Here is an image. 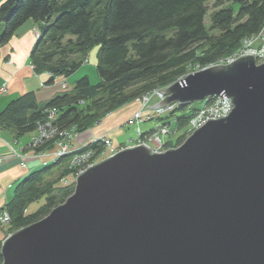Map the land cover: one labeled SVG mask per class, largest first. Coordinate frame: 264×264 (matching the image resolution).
<instances>
[{
	"label": "water",
	"instance_id": "1",
	"mask_svg": "<svg viewBox=\"0 0 264 264\" xmlns=\"http://www.w3.org/2000/svg\"><path fill=\"white\" fill-rule=\"evenodd\" d=\"M149 108L225 96L177 146H126L87 167L46 216L1 242L2 264H264V62L188 73Z\"/></svg>",
	"mask_w": 264,
	"mask_h": 264
},
{
	"label": "trees",
	"instance_id": "2",
	"mask_svg": "<svg viewBox=\"0 0 264 264\" xmlns=\"http://www.w3.org/2000/svg\"><path fill=\"white\" fill-rule=\"evenodd\" d=\"M209 2L212 8L225 2L236 3L238 8L212 10L207 25L204 17ZM28 20L39 33L29 62L35 73L49 75L45 84H52L58 76L69 77L94 46L100 80L91 85L83 76L69 90L43 104L37 103L33 92L25 93L0 111V126L13 129L17 135L35 131L44 111L54 108L56 126L76 134L147 92L163 89L195 71L197 65L215 64L239 50L245 38L261 31L264 0H1L0 46ZM201 105H174L166 114L148 119H155L154 128L143 132L139 126L140 131L149 135L163 126L172 135L184 129L174 143L162 136L163 148L175 147L187 136L189 121ZM54 141H45L37 149H50ZM105 149L103 140L92 141L19 180L12 198L2 207L9 215L5 234L40 220L72 194L75 180L66 181L65 175L75 173L70 166L73 154L92 151L93 160H99ZM55 167L61 168L58 178L49 180ZM42 196L44 203L28 212V205Z\"/></svg>",
	"mask_w": 264,
	"mask_h": 264
},
{
	"label": "crops",
	"instance_id": "3",
	"mask_svg": "<svg viewBox=\"0 0 264 264\" xmlns=\"http://www.w3.org/2000/svg\"><path fill=\"white\" fill-rule=\"evenodd\" d=\"M34 30L35 24L28 20L16 30L7 43L0 46V89L3 88L0 90V111L11 100L29 92L34 93L38 104H43L63 92V82L67 84L66 80L57 83V77L52 84H45L49 75L33 71L29 52L35 44ZM138 101L139 99H136L121 106L91 128L77 133L76 139L70 142L71 146H84L103 136L111 140L113 148L120 146L117 137L124 133L122 124L132 114ZM34 133L33 130L17 135L13 129L0 126V209L12 198L14 186L19 180L48 162L46 157H38L35 150L27 146ZM12 150L17 155L11 154ZM22 161L25 167L21 166ZM6 231L7 225L0 224V240L5 237Z\"/></svg>",
	"mask_w": 264,
	"mask_h": 264
},
{
	"label": "built area",
	"instance_id": "4",
	"mask_svg": "<svg viewBox=\"0 0 264 264\" xmlns=\"http://www.w3.org/2000/svg\"><path fill=\"white\" fill-rule=\"evenodd\" d=\"M39 33H35V37L37 38ZM243 54H253L256 58L258 63L264 62V25L261 28V31L256 35H251L248 38L243 40L242 46L239 50L233 52L232 54L220 59L215 64H226L230 63L237 57ZM214 65L209 64L203 67H199L197 65L196 70L201 68ZM185 76V75H184ZM183 76V77H184ZM182 78V77H181ZM0 90H3L1 88ZM161 88H155L150 92H147L143 96L139 98L140 101V108L136 110V112L128 117L125 121L124 125H134L136 128V144L145 143L152 151H162L163 143H162V136L168 134L167 129L168 127H159L154 132L150 133L149 135H142V132L139 130V123L141 119L146 118H153L155 115L166 114L167 112L171 111L175 104L167 105L164 108H149L146 106H152L154 103L163 99L164 95L160 92ZM229 99L225 98V96L219 97H207L203 101H200L202 105L194 112L193 117L190 119L189 124L187 126V135L194 129L200 127L204 124L209 118H220L222 115H227L232 105L229 104ZM48 115L46 118L41 120L36 125V135L34 136L33 142H39L43 144L45 141L50 139H55L54 145L50 149L39 150L37 152V156L39 157H46L49 161L58 160L60 157L68 155L70 153H74L79 147H72L70 146V142L76 136V134L72 131H62L57 126L53 127L51 124V120L56 117V110L54 108L48 109ZM145 115V116H141ZM151 115V116H150ZM145 120V119H143ZM103 140L104 144H106L111 153H113L116 149L111 146V143L107 140L105 136L101 139ZM95 141V140H94ZM131 142V141H130ZM93 153L92 151H85L81 154H73L72 159L70 161V166L74 167L75 169V177H77L81 172H83L87 167L93 165L96 160H93ZM92 157L91 161H88ZM84 164V165H83ZM21 166L25 167V164L21 162ZM9 222V215L8 213L3 210L0 212V224H7Z\"/></svg>",
	"mask_w": 264,
	"mask_h": 264
},
{
	"label": "rangeland",
	"instance_id": "5",
	"mask_svg": "<svg viewBox=\"0 0 264 264\" xmlns=\"http://www.w3.org/2000/svg\"><path fill=\"white\" fill-rule=\"evenodd\" d=\"M208 7H209V11H207V14L205 15V17H204V21H205V24H209V20H210V13L212 12V10H217V9H219V8H222V7H231L233 10H236L237 8H238V5L236 4V3H231V2H225L223 5H221L220 7H217V8H212V2H209L208 3ZM38 32V27L35 25V30H34V32H33V36H34V38H35V41H36V37H35V33H37ZM96 53H97V47L96 46H94V47H92L90 50H89V52H88V56L85 58L86 60H84L83 61V64L76 70V71H74L72 74H70V76H69V78H66V77H64V76H62V77H57L56 78V82L57 83H59L60 81H67V84H69V85H67L65 82H63L62 84H61V89H62V91H65V90H69L70 89V87H73V85L75 84V82H76V80H78V79H80L81 77H83V76H87L88 77V79H89V82H90V84L91 85H95V84H97L98 82H99V77H98V73H97V70H96ZM196 71V70H195ZM191 72H193V71H190L189 73H191ZM188 74V73H187ZM186 74V75H187ZM180 79V78H179ZM72 82V83H71ZM172 84V83H171ZM170 85V84H169ZM167 87V86H166ZM165 88V87H164ZM160 89V88H159ZM162 89V88H161ZM197 103H199V102H194V103H191V104H194V105H196ZM140 108V101H138L137 102V106H136V108L134 109V111L132 112V116H133V114L136 112V110L137 109H139ZM48 110V109H47ZM47 110H45L44 112V114H45V117L43 118V120L46 118V116L48 115V111ZM165 114V113H164ZM164 114H162V115H164ZM176 115H179L180 114V111H176V113H175ZM130 115V116H131ZM141 116H145V115H141ZM151 116V115H150ZM128 119V118H127ZM126 119V120H127ZM125 120V121H126ZM55 119L53 118L52 120H51V124L53 125V127H55L56 126V124H55ZM139 126H140V128H141V130L143 131V132H145V131H148V130H150L151 128H154L155 126H156V121H155V119H151V120H147V121H143V122H141V123H139ZM35 133H34V135L30 138V141L28 142V144H27V146H29V147H31L32 149H34L35 150V154L37 153V152H39V149H37L38 147H41L43 144H41L40 143V141L39 142H35V140H34V142H33V139H34V136L36 135V128H35V131H34ZM156 132V131H155ZM167 132L168 133H170V130L169 129H167ZM183 132H184V129H180L179 131H177V132H175L174 134H172V135H170V134H167V135H165V136H163V139H165L166 141L167 140H172L173 141V143L177 140V138H178V136H180L181 134H183ZM76 137H77V134H76V136L74 137L75 139H76ZM73 138V140H75ZM103 137H100V138H96V139H94V140H98V139H102ZM107 138V140L109 141V143H111V146H113V144H112V142H111V140L108 138V137H106ZM135 138H136V129H135V126L134 125H127V126H124V133L123 134H121L120 136H118L117 137V142L118 143H120V144H128V145H126V146H132V145H134V144H136V140H135ZM132 139V140H131ZM128 140H130V141H128ZM70 144V143H69ZM137 145V144H136ZM70 146H71V144H70ZM105 146H106V149H105V151L102 153V155L104 156H102V158L101 159H103V158H105V157H107V156H109L110 154H111V150H110V148L105 144ZM125 146V147H126ZM119 147L120 146H116L114 149H116V150H118L119 149ZM165 149V148H164ZM41 150H43V149H41ZM115 150V151H116ZM11 154H14V155H17L16 154V152H14L13 150H12V153ZM40 157V156H39ZM61 158V157H60ZM59 158V159H60ZM101 159H97L96 161H95V163H97L98 161H100ZM23 162V161H22ZM50 162V161H49ZM48 162V163H49ZM24 163V162H23ZM25 164V163H24ZM94 164V163H93ZM40 168H42V167H40ZM61 170V168L60 167H55L52 171H53V174L52 175H47L48 176V179L50 180L51 178L52 179H54V178H58V176L56 175V174H58V172ZM75 176H74V174H72V173H66V175H65V180L66 181H74L75 180ZM51 179V180H52ZM44 199H45V197L44 196H42L41 198H39L38 200H36V201H33L32 203H30L29 205H28V207H27V211L28 212H32V211H34V210H36L42 203H44ZM63 203V202H62ZM1 211H3V209L1 208L0 209V212ZM2 225H7L6 223L5 224H2ZM8 235V234H7ZM2 241V240H1Z\"/></svg>",
	"mask_w": 264,
	"mask_h": 264
},
{
	"label": "bare ground",
	"instance_id": "6",
	"mask_svg": "<svg viewBox=\"0 0 264 264\" xmlns=\"http://www.w3.org/2000/svg\"><path fill=\"white\" fill-rule=\"evenodd\" d=\"M129 117H130V116H129ZM143 119L148 120L149 118L144 117V118L141 119V122H143ZM141 122H140V123H141ZM124 124H125V122L122 124V126H123ZM124 126H125V125H124ZM139 130H140V128H139ZM163 150H164V149H163ZM156 152H158V151H156Z\"/></svg>",
	"mask_w": 264,
	"mask_h": 264
}]
</instances>
